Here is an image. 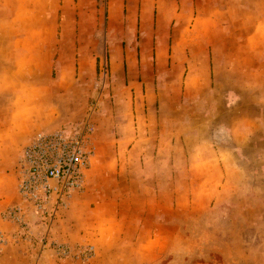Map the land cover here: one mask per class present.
Returning a JSON list of instances; mask_svg holds the SVG:
<instances>
[{"label": "rangeland", "instance_id": "1", "mask_svg": "<svg viewBox=\"0 0 264 264\" xmlns=\"http://www.w3.org/2000/svg\"><path fill=\"white\" fill-rule=\"evenodd\" d=\"M14 1L0 31L54 34L31 39L39 68L61 29L88 32L51 77L88 99L55 129L91 125L94 151L81 189L33 200L20 154L44 130L11 149L0 133V264H264V0H97L68 27L75 0ZM79 50L95 70L65 68Z\"/></svg>", "mask_w": 264, "mask_h": 264}, {"label": "crops", "instance_id": "2", "mask_svg": "<svg viewBox=\"0 0 264 264\" xmlns=\"http://www.w3.org/2000/svg\"><path fill=\"white\" fill-rule=\"evenodd\" d=\"M9 1L11 0H8L6 3L8 6H10ZM62 1L64 7H67V9L74 2V0ZM75 1L76 3L73 6L76 5L78 7L77 11L75 8L71 13L70 11L65 13L64 21L61 22L62 27L64 24L68 27L69 23L74 21H70V19L75 18V14L79 15L81 10L83 14L86 11L83 10L84 7H91L97 4V0ZM2 4H5L4 0ZM14 4H21V2L17 0L14 1ZM82 18L81 20L78 19L79 23L80 21L82 23L85 22ZM85 33L88 34L87 31L83 30H75L72 28L69 30L61 29L60 38L62 41L59 42V47L56 46V49L59 48L58 51L51 53L49 49L53 43L52 41L47 42L48 45L45 48V52H47L46 64L43 68H39L35 60L41 56V46L40 49L34 47L35 50L33 51H29L28 47L32 44L34 46L37 43L36 40H31L32 38H53L54 34L52 31H46L44 35L40 33L31 34L29 31L19 29H2L0 31V52L3 54L6 49H10L9 52L12 55L9 62H4L3 59L0 61V133H8V137L3 141L6 149H11L18 142L26 141L28 136L37 130L51 131L67 122L68 118L81 113L84 100L86 102L88 100L85 93L76 88V86H73L77 84V81L70 84L68 82L69 79L51 77L52 64L50 55L55 52L58 53L60 65L58 63L57 68L61 72L63 70L62 55L61 51H59L61 50V44L64 46L69 43L71 46L76 47V42L79 44L78 40ZM72 60L71 64L69 63L65 68L73 71V73L77 69L78 74L80 71H83V74H85L86 71L90 72L91 70L92 72L96 68V62L93 63L92 68L85 67L81 64L85 61V58L84 53L80 50L73 54ZM54 110H58L57 115L53 113ZM17 111L19 114L14 116V113ZM101 118H104V116ZM105 120L108 121L109 118L105 117ZM101 125L100 123L98 129L99 135L104 133V131L106 132V129ZM111 146L101 143L99 144L98 150L102 148L111 150ZM116 148V145H114L115 150ZM126 148L127 146H125ZM95 156L96 154L94 158ZM110 176L98 177V182L103 184L102 189L103 187L111 188L110 185L114 184L113 176ZM101 191L103 192V190ZM3 194H5L4 191H2ZM4 200L5 198L1 196L0 202H4Z\"/></svg>", "mask_w": 264, "mask_h": 264}, {"label": "built area", "instance_id": "3", "mask_svg": "<svg viewBox=\"0 0 264 264\" xmlns=\"http://www.w3.org/2000/svg\"><path fill=\"white\" fill-rule=\"evenodd\" d=\"M92 130L86 125L78 131L61 128L35 132L20 154L24 173L19 183L21 193L37 200L46 195L63 197L81 189L94 151L90 145Z\"/></svg>", "mask_w": 264, "mask_h": 264}]
</instances>
